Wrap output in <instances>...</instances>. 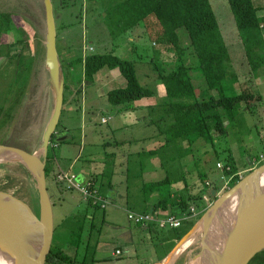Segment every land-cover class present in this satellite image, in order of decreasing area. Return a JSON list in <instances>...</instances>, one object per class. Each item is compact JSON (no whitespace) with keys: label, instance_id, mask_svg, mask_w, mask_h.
Wrapping results in <instances>:
<instances>
[{"label":"rangeland","instance_id":"rangeland-1","mask_svg":"<svg viewBox=\"0 0 264 264\" xmlns=\"http://www.w3.org/2000/svg\"><path fill=\"white\" fill-rule=\"evenodd\" d=\"M67 1L71 2V4L66 3L62 5V0H54V10L57 16L56 22L58 29L57 48L60 51V57L62 54L66 57H69L71 54L74 57H78L89 53L112 51L121 58L135 60L137 75L140 82L154 89L156 92L152 98L143 99H146L145 102H152V104L162 102L165 99L163 94L166 92L163 84L157 78V72L154 71L150 59L156 57L158 62H162V65H167V70H171L173 68V62L176 60L177 52L174 49L163 48L162 43L157 41L154 33L144 24L126 32H118L116 35L111 34L105 17V9L110 3V0H83L81 3L82 5L78 0ZM210 1L217 14L223 36L231 53L232 70L236 75V83L234 82L235 89L238 88V90H240L242 86H246L251 91H257L261 99L254 100L255 104L251 105L254 112L251 113L247 109L241 118L242 122L234 121L228 123L229 134L227 140L222 143L218 142L220 146L218 149L220 151L222 150L221 148L225 146L226 148L230 147L234 156L236 171L231 173L230 176L224 173L226 163L225 154L222 153L217 157L215 151L208 146V148L204 147L201 141H197L193 146L194 153L192 155L174 162L177 167H189L191 171H193L189 176L194 180L192 181L189 179V181L190 183H195L194 187H191L194 193L200 192L204 187L198 175V167L200 171H206L209 176L205 185L206 191L203 195V201L207 203V208L201 214H199V212L197 215L187 218L190 220V223L192 221L198 223L201 220L206 211L210 210L216 201L230 188H228L229 181H231L235 175L245 176L251 169L253 170L264 163V72H262L260 77L254 76L251 72V64L249 63L244 43L228 0ZM260 1L262 2L263 0ZM72 2L76 3V6L73 5ZM8 12L12 13L11 17L14 27L12 29L10 28V30L7 29L8 27L6 25V29L0 31L2 34L0 53L8 56H2L5 58L0 59V143L11 142L13 144L25 146L27 149L31 148L35 150L41 143V135L52 106L46 73L43 64L40 63L39 66L36 67L34 76L27 88L24 102L22 104L20 102L19 104L21 105L17 108L13 107L12 103L18 102L17 95L19 94V91L15 93L12 92L11 89V82L14 81L15 83L16 80L13 74L16 67V59L10 57L7 54V50H9L10 42H15L22 37L21 31L18 28H21L24 34L23 36L29 41H32L37 33L44 34L41 0H0V21L2 20V13ZM262 33L264 34V28H262ZM182 39L184 43L187 44L188 39L186 37ZM2 40L4 42H2ZM67 46H71L72 52H68ZM185 53L186 50L184 54ZM188 58L193 60V56L188 55ZM183 59L186 60L185 57H183ZM78 65L81 68V64ZM115 71L117 77L119 75H121V77L123 76L118 68H116ZM196 73H198V71H196ZM112 79L115 80L113 77ZM21 80L22 79L19 78L20 83ZM195 81L197 83L200 82L198 76H195ZM84 84L88 85V88L91 89L90 92L92 90L95 91L96 86L91 87V84L84 79L81 85H73V91H76L79 86L82 91V85ZM105 85L108 86V84ZM118 86L120 85L118 81H116L110 88ZM97 87H100L99 91H102V93L106 92L108 89L102 87V85ZM200 87V96H209V93L205 90V85H201ZM84 89L85 87L83 91ZM86 91L85 89V94L77 95L76 99L72 101L68 100L69 97L66 93V100L63 105L61 118L57 130L54 133V138L58 137L59 131H64V127L67 125V128L70 130L68 129L65 132L74 136L77 150L79 148L81 149L83 146V158L78 162V169H81L82 165L85 164L94 165L96 162L101 163L100 159L96 157L98 153H104L105 148H99L94 144H90V142L94 138L96 140L101 137L107 138V132H111L109 137L111 136L119 141L118 146L125 145L122 149L123 151L136 149L148 150L149 147L157 142V136L146 141H136L137 138H141L142 134H155L156 130L158 132L155 123H153L154 125H146L144 122L134 126L129 124L118 128L115 126L121 119L118 107L112 105L108 101L107 96L95 98V92L89 94L88 90L87 94ZM94 99L108 108L94 107L92 105ZM115 109L118 110L114 111ZM134 114L137 118L142 116L143 112ZM145 114L144 112V115ZM109 115L114 116V118L109 119L108 122H102V116ZM128 117L130 121L134 120L133 115L128 114ZM149 119H152V115H150ZM131 140L136 142H133L128 147ZM206 149L208 150L206 151ZM50 150L52 153L53 148L50 147ZM57 150L58 148L54 151L57 152ZM89 151L94 152L96 156L90 157ZM107 151H112V149H107ZM193 158L195 160H191ZM1 161L11 164H0V188L13 198H17L24 202L27 206L32 208L33 212L38 216V192L36 179L33 173L22 163H17L13 160ZM158 162L160 165V161ZM154 165L158 167V163L156 162L150 164V167L154 168ZM78 169L75 168L73 170L77 171ZM130 169L131 170L127 172L124 167L121 168V171H124L127 177L126 184L128 186H132L134 180H138L137 169H133L132 164ZM158 173L157 176L146 175L147 180L150 181L163 177L165 173L163 167L158 169ZM109 179L110 174L107 173L105 181ZM181 182L183 181L174 183V189H182L184 185ZM215 186H220V188L217 190L216 195L212 196L211 192H213ZM47 187L53 204L56 227L54 235L55 247L62 246L60 242H63L65 251L70 255H74L78 244L79 254L89 250V256H95L97 259L95 264H150L153 261H161L158 262V264H163V259L161 260V257H163L173 245L172 241L168 242L166 240V237L170 236L174 231L171 227H166L152 233L145 232V230H142V225L136 224L131 220L129 221L126 212L113 205L108 208L107 214L115 210L117 218L115 220L109 219L106 215L105 218L111 227L107 224H105L104 227V223H102L101 219L104 213L103 210L93 207L89 201L83 197L82 193L67 189L62 190L57 186L51 176L47 178ZM102 188V191L106 193L105 187L102 186ZM115 204H119L118 201H116ZM120 204L130 206L131 208L136 202L128 197V200L125 199L124 202ZM144 208H148V205H141L137 208L134 207L136 210H142ZM93 217H95V219H93ZM92 220H95L94 224H92ZM187 226L188 223H185V227ZM101 227L102 230L100 234L99 228ZM124 229H131L134 232V239L131 241V243L133 242L131 246L132 250L126 251L127 253H123V255L119 257H115L111 254L112 249L119 245L125 247L124 242L126 241L121 236ZM75 231L77 233H75ZM207 232H209V229ZM124 235L127 236L128 234L124 233ZM192 236L191 239L193 240L180 250L174 264H189V262L194 261L195 257L200 253L202 242L201 230L196 229ZM98 240L99 250L96 252L95 248ZM179 240H177V242ZM98 259L101 260L98 261Z\"/></svg>","mask_w":264,"mask_h":264},{"label":"trees","instance_id":"trees-1","mask_svg":"<svg viewBox=\"0 0 264 264\" xmlns=\"http://www.w3.org/2000/svg\"><path fill=\"white\" fill-rule=\"evenodd\" d=\"M82 1L78 0L80 4ZM109 2L105 9V17L111 34L126 32L144 24L154 33L157 41L162 43L163 48L174 49L177 52L171 70H167V65H162V62H158L156 57L150 59L154 71L157 72V78L166 90V99L152 107L151 122L156 124L159 135L165 137V141L156 148L138 153L140 158L138 180H142L138 190L141 194L138 190L140 196L133 194L136 190L133 189L135 185L128 186V197L136 202L131 208L148 205V208L139 211L160 210L181 216L184 213H189L191 207L195 205L201 214L207 208V203L203 201V195L206 191L208 173L200 171L198 167V175L204 187L200 192L194 193L191 187H194L195 184L189 181V175L193 171L189 167H177L174 162L192 155L194 153L193 146L197 141H201L204 147L212 148L217 157L222 153L225 154L224 173L230 176L236 171L234 156L230 147L226 148L225 146L220 151L218 142L222 143L227 140L228 123L242 122L241 118L247 109L251 113L254 112L251 105L255 104L254 100L261 99V96L257 91H251L246 86L240 87V90L235 89L236 75L232 70L231 53L210 0H110ZM228 2L251 64V72L254 76L260 77L264 72V34L262 33L264 0L262 2L260 0H228ZM66 3L71 4L67 0H62V5ZM72 4L76 3L72 2ZM11 14V12L2 13L0 31L6 29V25L7 29L14 27ZM18 29L23 34L21 28ZM23 35L17 41L10 42L9 50H7V54L16 59L13 73L16 80L15 83L11 82L12 92L19 91L18 102L12 103V106L16 108L24 102L36 67L40 63L43 64L45 57L44 36L37 33L34 39L29 41ZM1 36L0 33V41ZM183 37L188 39L187 44L184 43ZM66 48L68 52H72L71 46ZM188 55L193 56V60L189 59ZM60 59L65 79L64 103L66 93L69 95L73 91V85H81L83 79L92 83L94 76L103 68H118L126 78V86L112 88L106 93L108 101L117 106L120 111H133L136 109V101L153 97L156 94L154 89L140 82L135 60L121 58L112 51L89 53L78 57H74L72 54L66 57L62 54ZM78 64H81V68ZM195 76H198L201 83L195 81ZM19 78L22 79L21 83ZM201 85H205L209 96H200ZM77 91H81L80 86ZM20 102L21 104H19ZM53 138L51 142L56 140ZM4 144L27 149L25 146L11 142ZM50 147L52 148V146H49L46 163L47 178L53 172L54 155L51 153ZM28 150L34 151L31 148ZM148 158L160 161V167H163L165 171L163 177L150 181L145 179L144 169ZM194 158L191 160H195ZM130 170L129 168L128 171ZM242 177L235 175L229 181L228 188L236 184ZM54 178L56 179L55 174ZM180 181H183L184 187L173 192L172 184ZM219 188L220 186H215L211 195L215 196ZM100 192L107 195L101 189ZM89 203L93 207L103 210L101 219L104 223L108 207H101L100 204H95L91 200ZM94 221L92 220V224L95 223ZM185 223H188L187 227H185ZM194 224L195 221L190 223V220L187 219L180 227L172 228L174 231L166 237V240L172 241L173 245L164 256ZM146 227H154L152 229L156 231L164 229L154 223H150ZM101 230L102 227L99 228L100 234ZM75 233L77 232L75 231ZM98 242L99 240L96 244V251ZM60 244L62 246L55 247L53 237V243L44 264H95L97 261L95 256H89V250L79 254L78 244L74 255L65 251L63 242ZM248 264H264V249L258 252Z\"/></svg>","mask_w":264,"mask_h":264},{"label":"water","instance_id":"water-1","mask_svg":"<svg viewBox=\"0 0 264 264\" xmlns=\"http://www.w3.org/2000/svg\"><path fill=\"white\" fill-rule=\"evenodd\" d=\"M41 13L45 46L43 68L52 101L41 143L34 151L0 143V160L22 163L33 173L38 192L39 215L21 200L0 192V257L4 259L3 264H44L54 237L55 221L47 187L46 163L49 145L63 110L65 79L57 48V16L53 0H41ZM235 196L236 213L226 221L225 207ZM214 221L215 230L210 228L209 237L205 239L207 233L202 234L201 251L193 264H248L264 249V163L230 187L175 244L162 263L170 264L172 257L193 237L196 229L202 228L206 232ZM220 229L222 232L233 229L231 235L221 243L214 238Z\"/></svg>","mask_w":264,"mask_h":264},{"label":"crops","instance_id":"crops-1","mask_svg":"<svg viewBox=\"0 0 264 264\" xmlns=\"http://www.w3.org/2000/svg\"><path fill=\"white\" fill-rule=\"evenodd\" d=\"M2 42H4V41L2 40ZM1 55L8 57L5 54H1ZM2 56L0 57V59L5 58ZM105 69L106 68H103L101 71H99L94 76V81L92 83H89V84H91V87L96 86L95 91L92 90L90 92L91 89L88 88V85H85L86 84L85 83L84 85H82V91L81 92L77 91V90L72 91L68 95V97H69L68 100L69 101L75 100L77 95L85 94V89L87 90L86 91L87 94H88V90H89V94H93V92H95V94H96L95 98H103L106 96V93L110 89L115 88V87H112V88H110V87L113 83H116V81H118V83L120 85L118 87L126 86V84H127L126 78L124 76L121 77V75H119L117 77L116 71H115L116 69H113V70H110L109 68L106 70ZM112 77L115 78V80H113ZM100 84L102 85V87L108 88L106 92L102 93V91L101 92L99 91L100 87L98 88L97 86H101ZM105 84H108V86H106ZM84 87H85V89L83 91ZM164 89H165V87H164ZM165 92H166V90H165ZM163 95L166 96V93H164ZM90 96L93 97L92 95H90ZM150 98H152V97H150ZM95 100L96 99H94V101L92 102L93 103L92 105L94 107H100V108H104V109L108 108V107H104L102 104L98 103ZM145 100L146 99H141V100L136 101L135 102L136 109L133 111H120L118 109H115L114 111L118 110V112L121 114V119L115 126L120 128V127H123L124 125L130 124L131 126H134V125H137L138 123H144V122L146 123V125L147 124L154 125L153 124L154 122H151V119H149V117H150L149 114H150V112L153 111L152 107L159 105L160 103L152 104V102H145ZM129 112H131V113H129ZM137 112H143L142 116L136 118V115L134 113H137ZM144 112L146 113L145 115H144ZM128 114L133 115V117H134L133 121H130ZM103 117H109L110 119L114 118V116H111V115L102 116V118ZM102 118H101V120H102ZM64 128H65L64 131L63 130L59 131L58 137H56V140H54V143H52V145H51L53 148L52 153L54 155V160L52 163L53 172H52L51 178L55 181L57 186L59 188H61L62 190L67 189L64 184L59 183L54 178L55 171L56 170L59 171V169L69 170V171L71 170V172L76 173L80 177V179H82V180L94 179L96 181L97 185L99 186V189L102 190L103 189L102 186L105 187L106 193L105 192L104 193L107 194L106 196L111 201L108 208H110V206L113 205L118 209L124 210L126 212V215H127V210H133V211L141 212L139 210H134V209L130 208L129 206H125L124 204H120L121 202H124L125 199L128 200V195H129V192H128L129 188H128V185L126 184L127 183V177L125 176V172L121 171V168L124 167L128 172V169L130 168V166L132 164V168L137 169V172L139 173V171H140V165H139L140 158L138 157V153L141 151H144V150L136 149V150H124L123 151L122 149L125 147V145L118 146L119 141L115 140L111 136L109 137V135H111V132H107V136H108L107 138L101 137L98 140H96L94 138L90 142V144H94L95 146H98L99 148L100 147L105 148L104 153H102V154L98 153V156L96 157V158L100 159L101 163L96 162L94 165L85 164V165H82L81 169L80 168L78 169V167H77L78 162L80 159L83 158V155H82V153L84 152V150H82L83 146L81 147V145H80L81 149L79 148L77 150V144H75L76 141L74 139V136L72 134H69L68 132H65L66 130L69 129V128H67V125ZM155 137L157 139V142L154 145H152L151 147H149L148 148V150H149V149H153V148L160 146L165 141V137H163L162 135H159L157 130H156L155 134L154 133L153 134H149V133L142 134L141 138H137L136 141H140V140L146 141L148 139H153ZM136 141L131 140L129 142L128 147L133 142H136ZM123 142H125V141H123ZM57 148H58L57 152L54 151ZM107 149H112V151H107ZM89 156L93 157V156H96V154H94V152L89 151ZM87 159L88 158L86 157V160ZM154 162L158 163V165H157L158 167H156L154 165V168H151L150 164H153ZM135 167H137V168H135ZM66 168H68V169H66ZM75 168H77L78 170L74 171L73 169H75ZM159 168H162V167H160L158 161L152 160V158H148L146 160V166L144 169L145 179L147 180L146 175L157 176L159 174L158 173ZM107 173L110 174V179L108 181H105ZM189 178L192 181L194 180L191 177H189ZM176 183H179V182H176ZM181 183H183V182H181ZM141 184H142V180L135 181V183L133 184V185H135L133 187V189H136V190L133 192V194H135V195L137 194L138 196H140L138 193V191H139L138 187L141 186ZM193 184H195V183H193ZM183 185H184V183H183ZM171 188H172L173 192L176 190H180L178 188L174 189L173 184H172ZM70 191H75V190H70ZM140 194H141V192H140ZM116 201H118L119 204H115ZM121 205H123V206H121ZM108 208L106 209L105 217L107 215V217L109 219L115 220L117 218V215L115 214L116 211L112 210V211H110V213L107 214ZM127 218H128V216H127ZM105 224L109 225L106 218H105V221L103 224L104 227H105ZM109 227H111V226L109 225ZM141 227L143 228L142 229L143 231L145 230V232L152 233V232L156 231V230L152 229L154 227H152V228L146 227V226H141ZM110 229H112V228H110ZM124 233H126L128 235L125 236ZM133 233L134 232L131 229H124L123 233H121V236L126 241V242H124L125 247H123L122 245L114 247V249H112V252H111V254L113 256L119 257L114 253L116 249L122 250L121 255H123V253H127L126 251L132 250L131 246H132L133 242L131 243V241L134 239ZM135 233H137V232H135ZM126 239H128V240H126ZM98 250H99V244L97 246V251ZM165 257L166 256H164V258ZM161 258H163V257H161ZM99 260H101V259H98V261ZM158 262H161V261H157V262L153 261L150 264H158Z\"/></svg>","mask_w":264,"mask_h":264},{"label":"built area","instance_id":"built-area-1","mask_svg":"<svg viewBox=\"0 0 264 264\" xmlns=\"http://www.w3.org/2000/svg\"><path fill=\"white\" fill-rule=\"evenodd\" d=\"M110 118L103 117L102 122H107ZM56 178L59 182L65 185L68 190H76L82 193L86 200H91L95 204H100L101 207H108L111 203L110 199L100 192L99 186L94 179L82 180L80 177L69 170L59 169ZM199 213L198 208L192 206L189 213L177 216L173 213H164L160 210L154 212H137L133 210H127V216L129 220L142 226H147L150 223L158 225L160 228H178L184 220L197 215ZM117 256L122 254L121 249H116L114 252Z\"/></svg>","mask_w":264,"mask_h":264},{"label":"bare ground","instance_id":"bare-ground-1","mask_svg":"<svg viewBox=\"0 0 264 264\" xmlns=\"http://www.w3.org/2000/svg\"><path fill=\"white\" fill-rule=\"evenodd\" d=\"M0 164H11V163H7V162H3V161H1L0 160ZM3 191V189L2 188H0V192H2ZM4 192V191H3ZM236 201H237V197L235 196L234 198H232L229 202H228V204L226 205V207H225V214H224V218H225V220H227L228 218L229 219H232L233 218V216H234V214L236 213ZM215 222L216 221H214L213 222V224H212V226H209L208 227V229H209V232H204L203 230H202V228H201V232H202V234L203 233H207V235L206 236H204V238L205 239H207L208 237H209V233H210V228L214 231L215 230V228H214V224H215ZM231 231H233V229H231V230H225V231H223L222 232V230L220 229L215 235H214V238H216L215 240H218L219 241V243H221L225 238H227V237H229L230 235H231ZM193 239H190L186 244L188 245V244H190V242L192 241ZM214 240V241H215ZM185 244V245H186ZM185 245H184V247H185ZM186 245V246H187ZM183 247V248H184ZM182 248V249H183ZM180 250L181 249H179L178 250V252L176 253V255L174 256V257H172V260H170V264H172V262L174 261V258L180 253ZM4 263V259H3V257H0V264H3ZM189 264H193V261H191V262H189Z\"/></svg>","mask_w":264,"mask_h":264},{"label":"clouds","instance_id":"clouds-1","mask_svg":"<svg viewBox=\"0 0 264 264\" xmlns=\"http://www.w3.org/2000/svg\"><path fill=\"white\" fill-rule=\"evenodd\" d=\"M53 2H54V1H53ZM57 30H58V29H57ZM52 143H54V141H53V142H50V145H49V146H51ZM57 173H58V171L56 170L55 173H54V174H55V177H56ZM56 180H57V178H56ZM57 181H58V180H57ZM58 182H59V181H58ZM59 183H61V182H59ZM75 191H76V190H75ZM78 192H79V191H78ZM87 201H88V200H87Z\"/></svg>","mask_w":264,"mask_h":264},{"label":"flooded vegetation","instance_id":"flooded-vegetation-1","mask_svg":"<svg viewBox=\"0 0 264 264\" xmlns=\"http://www.w3.org/2000/svg\"><path fill=\"white\" fill-rule=\"evenodd\" d=\"M57 43H58V35H57ZM54 139V138H53Z\"/></svg>","mask_w":264,"mask_h":264}]
</instances>
